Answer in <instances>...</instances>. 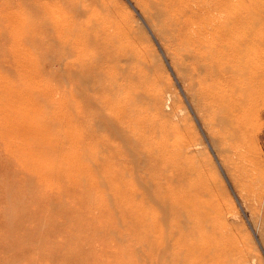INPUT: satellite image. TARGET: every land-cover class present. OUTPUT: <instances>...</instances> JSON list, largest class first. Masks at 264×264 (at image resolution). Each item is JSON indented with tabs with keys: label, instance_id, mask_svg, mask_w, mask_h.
Wrapping results in <instances>:
<instances>
[{
	"label": "rangeland",
	"instance_id": "rangeland-1",
	"mask_svg": "<svg viewBox=\"0 0 264 264\" xmlns=\"http://www.w3.org/2000/svg\"><path fill=\"white\" fill-rule=\"evenodd\" d=\"M108 1L135 31L152 78L143 100L129 102L132 113L124 95L83 98L58 65L59 40L20 34L31 2L0 0V264H179V237L169 240L180 218L157 227L163 215L150 206L160 194L139 179L130 154L152 130L190 148L191 184L211 213L192 224L191 240L204 249L224 243L230 264H264V0H245L255 26L241 30L257 31L258 83L198 81L194 101L189 70L175 64L145 8ZM22 95L29 101L20 108ZM121 118L136 128L124 134Z\"/></svg>",
	"mask_w": 264,
	"mask_h": 264
},
{
	"label": "bare ground",
	"instance_id": "bare-ground-1",
	"mask_svg": "<svg viewBox=\"0 0 264 264\" xmlns=\"http://www.w3.org/2000/svg\"><path fill=\"white\" fill-rule=\"evenodd\" d=\"M28 1L31 2L28 10L29 26L20 34L46 42L59 40L65 52L58 59V65L64 71L70 70L74 74L83 98L92 101L93 95H104L108 102V96L112 99L117 97V93L120 101L124 95L122 98L128 107L129 102L134 103L136 98L143 100L152 78L148 77V70L142 68L144 54L133 45L135 31L122 18L119 19L116 6L111 1ZM136 2L145 8L144 12L167 46L174 47L175 64L189 70L190 96L193 101L198 95L195 90L198 81L210 82L213 86L225 82L228 87L240 84L253 87L258 83L257 74L262 61H259L257 53V31L254 28L251 32L241 31L255 26L251 19L248 23L251 18L248 12L251 15L255 12L251 7H246L245 0ZM23 25L21 24L22 28ZM145 78L148 79L143 81ZM239 88L242 89L240 86ZM28 92L30 96V91ZM23 95L20 108L29 101ZM203 95L205 93L202 90L200 97ZM96 101L98 102L97 98ZM234 108L235 104L227 107L228 111H233ZM126 110L132 113L135 109L129 107ZM125 123V119L117 123L119 128L124 129V134L127 129L136 128L135 125L126 126ZM116 127L112 126L114 129ZM30 132L36 134V131ZM119 133L124 137L123 132ZM154 133V130L147 131L141 135L140 140L135 138L134 151L130 154L138 168L139 179L141 180L139 174L142 172V180L146 181L143 184H147L154 195L160 194L159 200L154 197L153 206H150L163 215V221L157 227L162 228V222L168 224L170 218H180L179 228L169 240L179 237V251L182 254V258L178 259L179 264L186 261L189 264H230L226 245H221L224 243L216 241L214 247L204 249L191 240L198 235L194 233L196 230L192 228V224L209 218L211 213L206 209L209 206H205L204 198L201 199L191 184V161L187 156L190 148L178 140L179 144L176 142L171 145L168 139L153 137ZM174 206H177V211L172 209ZM202 237L211 238L209 235Z\"/></svg>",
	"mask_w": 264,
	"mask_h": 264
}]
</instances>
